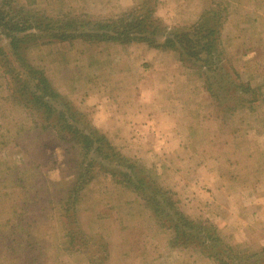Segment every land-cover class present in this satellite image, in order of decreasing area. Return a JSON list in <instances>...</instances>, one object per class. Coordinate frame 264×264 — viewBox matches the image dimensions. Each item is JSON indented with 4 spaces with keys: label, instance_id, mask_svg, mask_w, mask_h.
Masks as SVG:
<instances>
[{
    "label": "rangeland",
    "instance_id": "obj_1",
    "mask_svg": "<svg viewBox=\"0 0 264 264\" xmlns=\"http://www.w3.org/2000/svg\"><path fill=\"white\" fill-rule=\"evenodd\" d=\"M146 1L165 36L215 10L224 55L218 69L249 82L258 103L234 110V86L209 76L213 97L203 71L141 41L45 39L28 43L27 58L58 101L107 138L110 168L129 160L139 176L145 169L156 177L158 194L169 191L175 206H164L165 214L175 208L216 225L233 245L264 247V0H14L13 7L39 24L79 29ZM0 47V264H218L203 249L173 244L156 204L107 173L97 172L66 207L79 148L16 104L9 44Z\"/></svg>",
    "mask_w": 264,
    "mask_h": 264
},
{
    "label": "trees",
    "instance_id": "obj_2",
    "mask_svg": "<svg viewBox=\"0 0 264 264\" xmlns=\"http://www.w3.org/2000/svg\"><path fill=\"white\" fill-rule=\"evenodd\" d=\"M13 4L14 0H0V41H7L10 51L7 56L13 59L7 73L12 84L13 100H16L17 105L40 114L42 129L57 131L59 139L68 142L67 145L77 146L82 157L75 173L78 179L70 186L66 207L75 202L80 191L96 178L97 172H104L118 185L140 195L146 205L151 202L156 204L158 222H163L165 227L173 232V244L203 249L205 256L218 264H264V247L250 250L233 245L219 233L216 225L208 221H193L175 208L166 209L165 214L164 206L175 205L169 202V191L162 194L156 192V177L151 172L141 169V173L145 175L139 176L129 160L110 168L113 156L111 151H105L107 148L111 150L107 138L97 130L84 126L80 119L83 116L79 111L73 110L63 101L59 102L60 96L51 89L44 71L31 64L27 58L28 43L45 39H58L60 42L82 39L89 42L111 41L127 44L141 41L150 47L177 51L180 56L185 57L184 62L203 71L205 89L213 97L215 94L209 76H212L214 81H224V89L234 86V110L246 108L245 104L255 106L260 99L259 91L256 94V90L253 91V87L246 81L241 80L242 83L237 84L233 78L229 79L228 74L218 69L224 57L223 52L217 49L221 27V18L215 15L218 13L215 10L205 12L200 21L191 28L176 29L165 36L162 28L156 24L158 21L151 17L150 10L145 6L149 5L147 1L108 22L88 21L79 29L73 28L71 24H65L63 27H53L48 22L39 24L35 22V17H27L21 11L15 10ZM201 32H204L205 36H201ZM203 38L206 39L205 44L201 43ZM0 55L6 56V51L1 47ZM233 74L237 76L238 72ZM249 92L255 95L252 100L247 98ZM105 162L108 163L109 169Z\"/></svg>",
    "mask_w": 264,
    "mask_h": 264
},
{
    "label": "crops",
    "instance_id": "obj_3",
    "mask_svg": "<svg viewBox=\"0 0 264 264\" xmlns=\"http://www.w3.org/2000/svg\"><path fill=\"white\" fill-rule=\"evenodd\" d=\"M262 219H264V218H262ZM248 228H249V225L244 224V229H248Z\"/></svg>",
    "mask_w": 264,
    "mask_h": 264
}]
</instances>
